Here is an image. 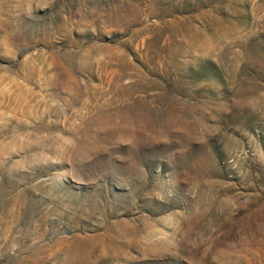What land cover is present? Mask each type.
Masks as SVG:
<instances>
[{
    "label": "rangeland",
    "instance_id": "obj_1",
    "mask_svg": "<svg viewBox=\"0 0 264 264\" xmlns=\"http://www.w3.org/2000/svg\"><path fill=\"white\" fill-rule=\"evenodd\" d=\"M0 264H264V0H0Z\"/></svg>",
    "mask_w": 264,
    "mask_h": 264
},
{
    "label": "trees",
    "instance_id": "obj_2",
    "mask_svg": "<svg viewBox=\"0 0 264 264\" xmlns=\"http://www.w3.org/2000/svg\"><path fill=\"white\" fill-rule=\"evenodd\" d=\"M34 49V47H28V48H24L22 49L19 54H18V61L16 62V65L19 64V62L22 60V58L27 55L30 51H32Z\"/></svg>",
    "mask_w": 264,
    "mask_h": 264
}]
</instances>
